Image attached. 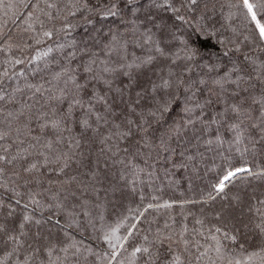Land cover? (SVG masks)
<instances>
[{"label":"trees","instance_id":"1","mask_svg":"<svg viewBox=\"0 0 264 264\" xmlns=\"http://www.w3.org/2000/svg\"><path fill=\"white\" fill-rule=\"evenodd\" d=\"M38 2L39 8H25L21 0H2L0 3V88L12 98L9 102L0 101V132L8 133L0 141V154L15 155L27 149L24 153L27 160H17L14 168L7 166L0 181L6 182L8 189L19 191L23 196L22 203L28 200L27 195L23 194L32 192L38 193L37 199L45 205L35 212V218L41 219L42 223L38 226L26 225L28 235L23 238L26 241L23 248L6 243V235L0 237V258L17 247L18 250L7 259L6 264H21L26 256L31 257L28 264H50L43 248L52 243L57 245V251L51 257L55 264H153V261L163 264L166 254L169 258L173 254L179 255L183 264H189L193 257L184 251L183 243L179 242L185 228L184 239L190 242L191 253L198 254L192 245L197 241L200 245L212 244L207 239L209 230L214 226H222L216 220L217 213L221 214L222 219L228 220L231 226L242 210L255 203L254 197L264 198V177L255 179L245 174L233 178L223 193L217 195L215 192V185L229 170L237 167H251L253 171L264 169V140L261 139L264 136L261 130L264 129V117L261 116L264 108L254 102L264 96V82L255 78L242 82L238 97L232 95L235 85L225 83L222 90L213 84V80L219 79L225 69L231 67L229 57L245 66L248 72L264 65V51H261L264 44L257 47L260 43L255 39L258 30L250 17L246 16V10L240 7L242 0H198V5L192 11L181 6L183 0H174L175 7L180 8L179 14L184 16L186 23L174 20L173 13L169 11H159L158 16L176 36L186 39L189 34H193V43L199 49L200 54L192 65L193 70L185 74V80L196 82L203 79L207 83L192 84L196 96L191 100L188 99L190 93H185L183 87L174 88L176 99L170 104V111L165 113L164 119L159 124L153 123L149 129L145 137L147 145L142 141L138 150L130 147L127 152L124 148L129 142L113 135L116 130L109 125L98 126L93 123L94 116L90 120V131L86 132L79 126L78 121L89 107L88 92L94 89L97 95H105L109 102L116 97L113 107L117 113H121L124 102L135 99V93L143 89L145 97L137 112L143 110L146 113L152 104L151 94L147 91L151 87L149 77L152 82L159 83L161 77L168 78L170 71L182 72L185 62L177 61V67L170 61L158 59L152 71L146 74L134 72L136 83L126 90L121 102L115 92H108L102 83L91 80L93 73H86L84 68L91 66L94 72H99L103 67L101 61H109L111 66H117L116 61L121 53L114 49L108 55L104 49L107 39L103 33L108 32L109 28L118 34L121 43L127 42L129 62L135 56L147 55L136 46V41L142 43L144 37L132 31L133 28L143 31L137 19L143 17V10L134 16L122 2L120 7L125 23H120L118 19L101 22L93 15L94 24L88 25L79 13L76 17L68 16L65 21L66 0H55L58 8L51 10L46 8L42 0H31V5ZM139 2L143 5L145 0ZM40 9L51 12L54 19L49 20ZM257 18L264 23V9L257 11ZM127 21H136V24ZM66 22L75 27L67 32L58 31ZM94 27L99 31H93ZM197 29L203 39H197ZM49 30L53 32L52 39L42 34ZM153 33L155 39L159 30L153 29ZM211 33L215 34L209 35ZM87 35L95 37L99 43L89 38L88 52H85L83 49ZM218 39L239 44L240 52H230L229 57H224V46L217 44ZM179 46L178 42H173L174 51ZM48 48L52 51L47 56L33 59ZM70 52H75L76 56L70 57ZM245 53L254 64L243 61ZM16 60L22 63H14ZM93 60L95 64L91 63ZM201 64H215L217 70L209 72ZM5 70L8 72L7 77L2 75ZM260 71L264 72V68ZM66 73L74 75L80 84L87 82L88 90L81 89L78 92L74 84L67 81ZM255 75L253 72V77ZM122 83H128V79L116 75L112 87H120ZM36 88H40V91L37 92ZM245 88L247 91H243ZM210 94L214 103L204 108L203 117L197 116L201 111L199 108L191 114L182 111L186 104L192 107L197 100L203 104ZM73 96L82 98L85 107L74 108L67 130L56 133L49 128L41 132L39 124L43 121V114L48 113L49 118H59L67 111ZM55 97L62 99L57 101ZM232 103L241 104L242 112L238 118L230 111L223 117L217 115ZM92 104L94 112L104 114L102 104L94 100ZM209 114L216 117L217 123H211ZM129 118L136 119L135 116ZM108 119L111 122L113 117L109 116ZM122 119L121 116L115 122L119 124ZM189 119L195 123H188ZM234 123L239 124L237 131L231 130ZM110 135L111 139L102 144L101 140ZM34 136L40 137L39 143L33 140ZM61 137L63 139L56 143ZM73 138L80 141L79 148H69V141ZM47 141L53 142L51 149L44 147ZM5 148L8 153L4 152ZM101 149L104 151L101 152ZM73 152L75 156L69 161V167L59 172L56 157L63 153L72 155ZM45 157L51 162L45 164ZM32 162L38 164L39 171L31 175L22 173V165ZM15 172H21L22 178H18ZM213 196L215 199L210 198ZM53 197L57 200L53 201ZM10 198H13L11 191L0 189V199L7 204ZM56 202L62 203V210L47 207ZM4 211L6 215L7 209ZM28 212L32 213V206ZM23 213L22 207H16L8 227L12 228ZM50 215L53 220H60V226L47 222ZM198 220L203 221V224H198ZM62 229L78 242L79 252H75V249H70L67 254L59 251L67 243ZM114 229H118L115 235ZM36 232L48 239L37 244L34 240ZM201 232L204 235H200ZM168 236L176 242L165 240L164 237ZM116 237L121 238L119 243L123 247L115 250L117 255L113 259L114 250L110 245L117 243ZM249 240L256 243L254 234L249 236ZM28 243H32L33 248L41 247V252L33 253L27 247ZM169 244L172 253H167ZM138 247L148 248L149 252L133 255ZM209 255L215 258V253L210 252ZM193 264L197 262L193 260ZM198 264H211V261L205 258ZM217 264L221 262L217 261Z\"/></svg>","mask_w":264,"mask_h":264},{"label":"snow or ice","instance_id":"2","mask_svg":"<svg viewBox=\"0 0 264 264\" xmlns=\"http://www.w3.org/2000/svg\"><path fill=\"white\" fill-rule=\"evenodd\" d=\"M45 4L47 9H57L58 4L55 0H42ZM123 2L125 8H130L132 14L136 16L142 10L144 15L142 18L137 17L139 24L143 26V31L140 32L138 28H133V33L139 32L140 36L144 37L143 42L136 41V46L141 48L142 51L146 52L147 55L144 56H135L129 62V55L127 53V42L121 43V41L117 38L118 34L113 32L111 28H109L108 32L103 33L104 37L107 39V43L104 44V49L107 50V54L110 55L114 49H117L121 55L119 59L116 61L115 67L111 66L109 61H101L100 63L103 65L100 68L99 72H94L91 66H86L84 71L86 73H93L91 76V80L97 81L102 83L108 92H115L118 98L123 102V97L126 94V90L133 87L136 83L134 72L135 73H144L146 74L148 71L153 70V65L158 59H164L170 61L172 65H177V61L183 60L185 63L183 65L182 72H173L170 71L168 73V78L165 79L161 77L160 82H152L151 78L149 80L151 82V87L147 90L152 97V104L149 106L148 111L145 113L143 110L137 112V108L141 104V100L145 97V91L143 89L137 91L135 93V99H131L127 102H124V110L121 113H117L115 107L113 105L116 104L117 98L114 97L111 102L107 100L105 95H97L95 90L88 92V96L90 97L88 104L89 107L84 114V116L78 121L80 127H82L86 132L92 129V124L90 120H92L94 116L93 123H96L98 126L100 124H106L110 127L114 128L116 131L113 135L117 136L119 139H125L129 143L124 148V151H128L130 147H134L137 150L140 147L142 141H144L145 146L147 142L145 137L147 136L149 129L152 127L153 123L159 124L163 119L165 113L170 111V104L173 100L176 99V94L173 89H180L183 87L185 93H190L188 99L191 100L193 97L196 96V91L193 90L192 84H206L207 82L203 79L192 82L185 80V74L192 72V65L196 60V57L200 54L199 49L195 47L193 43V34H189L188 37L182 38L175 35L169 29L167 23L162 21V18L158 16L160 10L169 11L173 13V19L176 21L185 22L184 16L180 15V8L175 7L174 0H145L143 5H140L139 0H66L64 4V8L67 9V16L65 17V21H67V17H76L79 13L81 18L86 21L88 25H93L94 21L91 18L93 15L96 17L97 20L104 22L109 21L110 19H118L120 23H125L122 17V11L120 5ZM2 3V0H0ZM23 6L28 8L30 6H34L39 8V2L36 5H31V0H21ZM136 5V7H133ZM198 5V0H183L182 7L188 8L189 11L194 9V6ZM243 9L246 10V16L250 17L251 21L255 23L256 29L258 30V35L255 39L260 42L257 44V47H261V44H264V23H261L260 19L257 18V11L260 9H264V0H242L240 5ZM155 10V11H154ZM40 11L44 12L43 9ZM31 16V13H29ZM44 15L48 17L49 20L54 19L51 12H44ZM37 21L41 23L43 26V22L39 21V17H37ZM128 23L136 24V21H127ZM75 25L71 23H65L62 29L58 31H69L74 28ZM153 29L159 30V35L154 39ZM93 31H99L97 28H93ZM196 35L197 39H203V35L200 33V30L197 29ZM87 33V29H85ZM43 36L47 39L53 38L52 31H44ZM215 33H211L209 35H214ZM122 35V34H120ZM91 38L96 43H99L95 37H91L87 35L85 37V48L83 51L88 52L87 48V40ZM248 40V37L244 38ZM173 42L179 43V48L175 51L173 50ZM37 43H40L37 40ZM75 44V41L72 42ZM217 44L224 46V51L222 55L224 57H229V53H237L240 52L239 44H236L233 41L225 40V39H218ZM233 45V47H228V45ZM52 51L51 48H48L47 51L41 53L37 57L33 59H39L42 56H47ZM261 51H264V47H261ZM70 57H75V52H70L68 54ZM243 61L248 63H255L251 60V57L246 53L243 54ZM229 62L231 64L230 68H226L223 75L219 79L213 80V84L219 88H224L225 83H231L235 85V89L232 92L233 96H239L240 92V85L242 82L246 80L250 81L255 78L258 81L264 82V72H261L260 69L264 68V65L257 66L254 68L252 72L246 71V67L242 66L241 64L236 63L235 61L231 60L229 57ZM14 63L19 64L22 63L20 60H16ZM91 63L95 64L96 61L93 60ZM201 67H205L208 69L209 72L217 70V65H208V64H201ZM179 67V65H177ZM253 72L256 73L255 77H253ZM3 76L7 77L8 72L5 70L2 74ZM23 75V73H20ZM67 81H71L77 91L79 92L81 89L87 91L88 90V83L85 82L84 84H80L76 81V78L71 73H66ZM116 75H120L126 77L128 79V83H122L120 87L113 88V80L115 79ZM235 76L233 79L232 77ZM174 77V78H173ZM2 83V80H0ZM36 91L39 92L40 88H36ZM243 91H247V89H243ZM217 95H219L217 93ZM12 98L7 95L3 88H0V101L9 102ZM57 101L61 100L62 97H55ZM95 101L98 104H102L103 106V115L99 114L98 112H94V105L92 101ZM255 103H259L262 108H264V96H261L259 100H254ZM214 101L211 98V94L209 97L204 101L203 104L200 101H196L192 107H189L187 104L182 109L186 114H191L196 108H199L201 111L197 114L198 118L203 117L205 115L204 108L207 105L213 104ZM81 108L85 107L83 99L78 98L77 96H73L71 101L67 105V111L63 112V114L59 118H49L48 113L43 114V121L39 124V130L43 132L45 129L51 128L56 133H61L67 130V124L72 120L74 115V108ZM233 113L237 118L240 116L242 112V107L240 103H232L229 104L223 112L217 113L218 116L223 117L228 112ZM22 114V113H21ZM55 116V113L53 114ZM113 117L112 121L110 122L108 117ZM121 123H116V120L121 119ZM130 116H135L136 119L129 118ZM261 116L264 117V112L261 113ZM39 119V118H38ZM208 119L211 123H217V119L215 116L208 115ZM188 123H195L192 119L188 120ZM262 123H264V119H262ZM256 127V125H253ZM239 129V124H232L231 130L237 131ZM264 131V129H261ZM8 135L6 132H0V141L4 140L5 137ZM139 137V139H137ZM33 140L39 143L40 137L34 136L32 137ZM63 139L61 137L56 141L59 143L60 140ZM111 139V135L105 137L101 140L103 144L105 140ZM261 139L264 140V136H261ZM239 140V136L237 137V141ZM23 144V141H20ZM53 142L47 141L44 144L45 148L51 149ZM69 148L73 146L75 148L80 147V141L76 138H73L69 141L68 144ZM34 147V145H33ZM104 149H101L103 152ZM5 153H8V149H4ZM27 152V149L23 151H18L15 155L9 154H0V178H2L5 174V168L7 166L15 167V162L17 160H27V157L24 153ZM115 154V153H113ZM43 155V153H41ZM83 155V153H81ZM75 156L73 152L72 155L68 153H63L62 156L56 157V163L59 164V172H63L65 168L69 167V161L72 160ZM62 161V163H61ZM51 161L48 160V157H45V164ZM22 173L31 175L32 173L39 171L38 164L35 162L26 163L22 165ZM18 178L21 177V172L14 173ZM240 174H245L248 177H252L255 179H259L264 177V169L259 171H253L251 167H237L235 169L229 170L226 172L225 175L219 180L218 184L215 185V192L217 195L223 193L227 184L230 183L233 178L239 176ZM93 175H95L93 173ZM73 180L75 177L72 178ZM0 189H5L6 191H11L13 193V198L9 199V202L6 204L3 199H0V237L7 236L6 243L10 242L14 245L19 246L20 248L24 247L26 241L23 239L28 235V232L25 230L26 225H40L42 223L41 219L35 218V212L38 208H44L45 205L41 203L39 199H37L38 193L27 192L23 195H27L28 200L25 203H22L23 196L22 194L17 191L15 188L8 189L7 183L0 181ZM75 195V193H72ZM211 199H215V197H210ZM255 203L251 204L247 207L246 210H242L237 217L234 218V222L231 223L229 226V221L226 219H222L221 214L217 213L216 220L220 221L222 226H214L213 229L209 230V236L207 239L212 241V244L205 246L200 245L197 241L196 244L192 245L196 248V252L198 254L191 253V249L189 248L190 242L184 239V234L186 233L187 229L185 228L184 232L180 234V241L184 245V251L188 252L189 255H192L193 260L195 262H200L201 260L207 258L211 261V264H217V261H220L221 264H264V198H256ZM53 201H56L57 198L53 197ZM15 205V207L13 206ZM32 206V213L29 214L28 209ZM170 207L171 205H166ZM16 207H22L24 213L22 218L16 222V224L12 227H8V221L11 220L16 213ZM49 209L55 210H62V203H50L47 205ZM151 205H149V208ZM5 209H7L5 215ZM142 215V213H141ZM47 222L54 223L57 226H60V220L56 219L53 220V217L50 215L47 218ZM198 224H203V221H197ZM71 227V225H69ZM135 227V225H133ZM167 227V225H166ZM118 229L113 230V235ZM255 236L256 243H252L249 240V236ZM62 235L67 239V243L61 248H59L60 252L68 253L70 249H75V252H79L80 248L78 246V242L74 241V238L70 236V234L62 229ZM200 235H204V233H200ZM47 237H42L39 232L34 234V240L39 244L41 240H47ZM120 237H116L117 243H111V247L114 250L112 258L115 259L117 252L115 251L118 247H123L122 244L119 243ZM126 239V238H125ZM147 239V238H145ZM165 240H172L174 243L176 242L173 240V237L168 236L164 237ZM246 245H248L246 247ZM27 247L32 250L33 253L41 252V247L37 246L33 248L32 243H28ZM201 249H203L201 251ZM18 249L17 247H13L11 252L6 253L4 258H0V264H6L7 259L12 256L14 252ZM43 251L46 252L47 256L50 259V264H55V261L51 260L53 253L57 251V245L50 243L49 245L44 246ZM75 252L73 255H75ZM139 252L148 253V248H136L133 255ZM215 253V258L209 255V253ZM167 253H172V246L169 244ZM159 258V256L157 257ZM31 257H24L21 264H28ZM59 259V257H57ZM193 260L189 261V264H193ZM155 264V261H153ZM163 264H183V261L179 255H172L171 258L168 257L166 254L164 256Z\"/></svg>","mask_w":264,"mask_h":264}]
</instances>
